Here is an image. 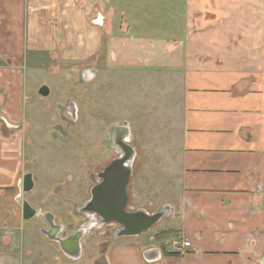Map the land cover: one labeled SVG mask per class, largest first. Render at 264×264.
<instances>
[{"label": "crops", "instance_id": "crops-1", "mask_svg": "<svg viewBox=\"0 0 264 264\" xmlns=\"http://www.w3.org/2000/svg\"><path fill=\"white\" fill-rule=\"evenodd\" d=\"M159 1L135 0L153 5ZM123 2L0 0V59L6 60L0 62V264H262L264 0H163L167 44L175 54L164 62L169 80L166 122L173 149L169 162L178 177L163 204L169 216L163 228H156L161 232L148 241L145 233L107 240L89 232L81 239L80 258L71 260L40 232L48 229L42 218L23 221L16 192L25 172L34 171L29 204L40 213L49 212L57 225L66 224L59 217L61 204L71 212V195L73 200L78 196L75 188L71 193V176L66 184L45 189L33 166L38 147H47L42 152L54 156L59 142L49 130L55 119L48 114L50 106L42 102L45 109L37 112L46 98L38 101V90L27 83L29 64L23 53L53 52L71 35H83L84 47L91 48V30L83 26L91 6L99 4L103 10ZM77 5L83 11L80 8L75 16L71 9ZM118 15L124 16L122 11H116ZM102 20L99 14L95 22ZM129 32L122 29L119 34ZM28 110L35 117L45 114L49 121L39 134ZM62 145L71 146L70 138ZM58 236L67 237L63 232ZM148 249L159 251L157 260L143 259Z\"/></svg>", "mask_w": 264, "mask_h": 264}, {"label": "rangeland", "instance_id": "rangeland-1", "mask_svg": "<svg viewBox=\"0 0 264 264\" xmlns=\"http://www.w3.org/2000/svg\"><path fill=\"white\" fill-rule=\"evenodd\" d=\"M124 1L122 6L105 5L103 10L99 4L91 6L92 14L83 25L85 29L91 30V48L84 47L83 35H71L69 42L62 38L53 52L23 53V59L29 64L26 67V80L33 91L36 92L42 85H48L51 89V94L44 101L38 100L39 96L35 94L40 101L37 112L45 109L41 105L43 102L50 106L48 114L55 117L50 123V132L60 122L61 107L74 102L78 113L76 133L71 132L69 152L68 147L62 145L65 139L53 135L59 142L54 156H50L48 151L42 152L47 147H38L36 152L39 156L33 166L43 177L45 189L66 184L67 177L76 171L78 163L76 159L71 160L69 155L76 158L84 156L80 142L84 145L82 141H89L94 153L98 148L97 143L105 137L108 129L127 123L130 144L136 154L127 185L128 202L137 209L144 208L148 213H155L169 200L172 182L178 177V171L173 170L169 162L173 152L170 149L172 134L166 122L168 116L165 107L169 98L166 92L169 80L165 69L167 64L164 62L175 54L167 44V6L163 0L154 5L137 4L135 0ZM80 8L83 11L81 5L71 11L77 16ZM116 11H122L124 16H116ZM99 14H102L103 20L97 24L95 20ZM122 29L130 32L121 36L119 31ZM122 39L124 43L121 45ZM0 62L6 60L0 59ZM30 64L43 66L35 69ZM86 69L94 71V76L84 83L80 75ZM28 111L37 122L36 133L39 134L49 121L45 114L38 113L35 117L33 110ZM64 155L69 157L68 160L62 159ZM99 161L92 162V172H96L103 164ZM53 176H56L55 179ZM90 184L85 185L84 192L77 188V183L72 186L77 190L75 201L78 204L88 196L86 189ZM79 187L83 188V185L80 183ZM61 209L60 220L68 224L71 222L70 211L62 204ZM164 226L165 220H161L149 232H145L146 241L148 236L161 232L158 230ZM100 232V229L93 228L90 235L103 238ZM150 243L156 245V242Z\"/></svg>", "mask_w": 264, "mask_h": 264}, {"label": "water", "instance_id": "water-1", "mask_svg": "<svg viewBox=\"0 0 264 264\" xmlns=\"http://www.w3.org/2000/svg\"><path fill=\"white\" fill-rule=\"evenodd\" d=\"M80 76L84 83L89 82L94 76V71L86 69ZM49 94L50 89L46 85L40 86L37 91V95L40 98H47ZM2 121H4L6 127H13L4 119ZM121 129L125 138L129 139L130 133L127 128V123H124ZM119 149L122 155L98 175L100 183L93 187L91 190V200L81 208V212L88 219V222L72 235L65 238L59 237L58 233L63 232L62 228H69L71 226L55 224L54 218L49 212L40 213L25 199L22 201L20 197L17 199L21 207L23 221L29 222L35 217L42 218L48 225V229H42L40 232L50 240L56 242L60 250L71 260L80 258L82 254L81 239L93 228L95 230H101L103 224L117 223L121 226V230L116 236H112L111 239L115 240L123 237L139 236L148 232L161 220L169 216V208L167 205H163L155 213H148L141 208H138L134 213H129L125 210L128 201L126 187L132 175V162L135 153L127 144L120 145ZM33 186L32 174H25L22 183L23 194L30 193ZM142 257L146 262H153L158 259L159 251L157 249L145 250L142 253ZM261 263L264 264V261H261Z\"/></svg>", "mask_w": 264, "mask_h": 264}, {"label": "flooded vegetation", "instance_id": "flooded-vegetation-1", "mask_svg": "<svg viewBox=\"0 0 264 264\" xmlns=\"http://www.w3.org/2000/svg\"><path fill=\"white\" fill-rule=\"evenodd\" d=\"M59 123L55 126V129L53 132V135L55 137L58 136V138L67 139L71 138V132L73 134L76 133V122H78V113L76 108L74 107V102H69L64 107H61L59 109ZM106 126V125H105ZM106 128L103 130L105 132ZM73 137V136H72ZM103 137V136H102ZM82 140H79V142ZM84 145L80 142V144L83 147V157H72L71 160H78L76 171L71 174V193L74 194V184L77 183V188L80 189L82 192L85 191V185L90 184L87 191V197L84 198L81 203L77 204L75 200H73L71 195V222L68 224H64L65 226H71L69 228H62V231L68 235H72L75 233V231L79 230L83 225H85L88 222V219L83 215L81 212V208L91 200V190L93 187H95L97 184L100 183V180L98 179V175L103 172L105 168H107L113 161H116L121 155L122 152L119 149L120 145L127 144L131 147L132 150H134L133 146L130 144V140L126 139L124 136V133L121 129V127H117L113 125L110 129H108L105 137L100 140V142L97 143L96 150L92 151V146L89 144V141H82ZM92 151V152H91ZM86 154V155H85ZM94 155V157H93ZM136 154H134L135 159ZM100 160L99 163H103L96 172H92L93 161ZM134 162V160H133ZM132 162V167H133ZM97 162H95L96 164ZM94 164V165H95ZM95 169V168H94ZM30 173V172H25ZM77 174V177H76ZM80 183L83 185V188H80ZM73 189V191H72ZM127 192V187H126ZM16 194L18 199L20 197V200L22 201L25 199L28 202L27 194H23V189L21 186V189L17 190ZM128 194V192H127ZM81 197V196H79ZM76 199V198H75ZM129 201V200H128ZM127 201V205L125 207V210L129 213H134L136 210H138L136 207L129 205V202ZM29 203V202H28ZM121 226L117 223H107L103 224L101 227L100 234H103V238L111 239L112 236H116L118 232H120ZM71 231V232H70ZM68 232V233H67ZM86 233V231H85Z\"/></svg>", "mask_w": 264, "mask_h": 264}, {"label": "built area", "instance_id": "built-area-1", "mask_svg": "<svg viewBox=\"0 0 264 264\" xmlns=\"http://www.w3.org/2000/svg\"><path fill=\"white\" fill-rule=\"evenodd\" d=\"M182 245H183L184 247H189L190 243H189V242H184Z\"/></svg>", "mask_w": 264, "mask_h": 264}, {"label": "trees", "instance_id": "trees-1", "mask_svg": "<svg viewBox=\"0 0 264 264\" xmlns=\"http://www.w3.org/2000/svg\"><path fill=\"white\" fill-rule=\"evenodd\" d=\"M161 235H163V234H161ZM161 235H159V237H160Z\"/></svg>", "mask_w": 264, "mask_h": 264}]
</instances>
